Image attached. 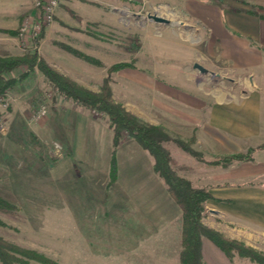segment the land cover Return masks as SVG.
Here are the masks:
<instances>
[{
    "label": "rangeland",
    "instance_id": "374dc122",
    "mask_svg": "<svg viewBox=\"0 0 264 264\" xmlns=\"http://www.w3.org/2000/svg\"><path fill=\"white\" fill-rule=\"evenodd\" d=\"M76 1L85 2L89 12L66 10L70 25L63 23L64 41L53 31L48 43L50 48H62L93 66L90 76H84L82 71L75 75L79 79L86 77L90 86L54 67L50 53V61L42 54L41 40L50 24L56 23L57 14L37 37L21 35L23 22L34 12L33 0L18 28L6 31L18 35L20 53L0 57H20L29 51L68 78L97 92L102 90L112 65L130 63L132 66L110 74L112 98L143 122L158 126L168 135L169 140L163 144L180 176L189 178L193 185L205 182L204 175L210 167L206 162L231 155L217 152L232 151L233 147L223 142L211 148L206 146V141L196 144L197 130L204 134L208 130L222 132L227 124L185 121L173 115L168 106H187L188 99L195 97L184 87L191 85L195 86L192 92L198 94V99L204 100L205 119L209 118L207 104L219 101L222 109L228 110L230 99L244 97L246 84L251 83L250 68L237 67L232 60L222 59L223 47L233 44L229 40H226L228 44L224 43L218 32L212 35L210 27L197 16L205 4H222L234 10L241 0ZM253 1L251 11L259 12L261 6L255 4L264 0ZM152 15L169 21H156ZM69 47L98 62L88 61ZM195 62L206 71L195 68ZM102 70L105 76L97 82ZM139 71L150 73L157 89L134 91L133 78ZM2 75L11 84L0 95V197L18 207V210L0 211L2 240L35 250L57 264H180L182 210L168 194L163 179L153 171L149 153L145 150L147 154L140 153L145 168L130 171L122 188L107 190L109 176L103 182L92 180L89 175L86 178L85 169L91 162L85 154L74 162V179L73 174H68V165H64V162L68 164L72 151L63 124L67 123L68 115L75 117L72 132L84 148L98 137L97 157L106 168L111 155L104 133L108 115L65 97L36 65L30 68L23 63ZM43 108L46 113L38 117ZM79 110L90 113L82 119ZM122 136V140L131 138L126 133ZM186 145L193 153L185 150ZM246 145L243 141L242 151L234 153L246 152L249 149ZM128 148L127 145L126 153ZM199 167L206 168L205 172L199 171ZM58 171L61 172L59 184ZM150 184L153 189L148 194ZM28 264L43 263L30 259Z\"/></svg>",
    "mask_w": 264,
    "mask_h": 264
},
{
    "label": "crops",
    "instance_id": "0c3cea01",
    "mask_svg": "<svg viewBox=\"0 0 264 264\" xmlns=\"http://www.w3.org/2000/svg\"><path fill=\"white\" fill-rule=\"evenodd\" d=\"M254 2L253 0H241V2H238V5L234 6V10L226 9L222 4L217 6L205 4V6L200 8L201 12L197 15L203 23L210 27L212 35L220 33L221 35H218L220 38H223L224 43L228 44L227 41L229 40L233 44V47L229 45L223 47L222 54L224 56H222V59L232 60L237 67L250 68L248 74L251 78V83L246 84L244 97L230 99L228 101V110L222 109V102L220 103L219 101L207 104L209 109L206 113L209 118L205 119L204 116L206 114L204 109L206 105L203 103L204 100L198 99V94L192 92L196 88L191 85L184 88L190 91V96L192 95L196 99H188L187 106H168L173 115H178L180 118L185 119V121L227 124V129L222 132L208 130L204 134L197 130L196 134V144H199L201 141L205 143L204 141H206V146L211 148L217 145V143L223 142L233 147L232 151L217 152L220 154H233L239 151L243 141H246L248 148L264 144V2L258 1V4L256 3L255 5L261 6L260 9H257L259 12L252 13L251 9ZM85 6V2L78 3L75 0H61L60 6L56 11L58 17L55 21L56 23L50 24L49 29L41 40L40 47L42 54L47 60L49 59L48 53L52 55L55 62L54 67L78 82L90 86V83H87L85 79L86 77L81 78V80L75 75L77 72L82 71L84 76H90V73L94 70L93 66H88L82 59L62 48H50L48 43L52 38L53 31L59 33L60 38L58 39L64 41L62 40V36L65 32L61 29H64L65 25H70L66 10H75L83 14L90 10L88 6ZM30 7H32V0H0L1 56L17 55L20 53L17 50L18 47L20 48L18 35L12 36L7 34L6 31L18 28L22 16L29 11ZM85 52L88 53L87 51ZM211 54L214 55V52ZM208 57H205L206 60ZM209 58L211 62H214L212 57ZM97 76V82L98 80L101 82L105 76L104 70ZM133 89L139 92L155 90L157 89V83L150 73L144 74L139 71L134 74ZM78 112L83 117L82 119H85L84 117L90 113L89 110H79ZM107 121L105 126L107 130L104 132L106 137L105 142L106 146L108 145L109 149H111L112 154L114 132ZM74 123H76L75 117L68 115L67 123L63 124V132L72 151V154L68 157V164L64 162V165H68L66 167L68 174L70 176L73 174L72 176L75 179L76 175L73 172L74 162L81 160L80 157L85 154L91 162L86 167L87 169H85L86 178L89 175L88 177L92 178V180L93 178L95 180L101 179L103 182L104 178H108L109 176L110 182L111 155L109 167L105 168L103 162L97 157L98 137L97 140H93L94 142H88V145L84 148L83 142L78 139L75 132H72ZM127 145L129 148L126 153ZM240 151L242 150L240 149ZM141 152L148 155V161L155 172L150 152L144 149L134 138L123 139L117 149V179L111 185L108 182L107 190L111 191L112 188L119 189L122 188L121 186L124 187L130 171L135 172L145 168L143 164L146 163L141 162ZM126 159L128 161H125ZM181 166L182 168L189 169L186 165L181 164ZM209 166L207 167L208 170H206L207 174L204 175L207 178L205 182L195 185L208 189L214 197V199L206 202V216L203 217V222L213 229L224 233L227 237L245 241L246 244L264 251V149L257 151L253 160L250 161H235L228 165ZM198 169L203 173L206 168L199 167ZM60 173L58 171L56 176L58 184ZM148 175L147 170L146 179ZM147 182L149 180L146 181L144 187ZM140 185L139 187H141ZM151 189H153L152 184H150L149 190H146V192L149 194ZM202 256L204 264H257L248 257L238 254H235L232 258L228 257L219 246L207 237H203L202 239Z\"/></svg>",
    "mask_w": 264,
    "mask_h": 264
},
{
    "label": "trees",
    "instance_id": "16d2710c",
    "mask_svg": "<svg viewBox=\"0 0 264 264\" xmlns=\"http://www.w3.org/2000/svg\"><path fill=\"white\" fill-rule=\"evenodd\" d=\"M252 13L255 12L252 11ZM68 49L80 54L88 61L98 62L92 56L82 54L70 47ZM23 63L30 68L35 65L38 66L48 79L62 91L65 97L72 99L87 109L97 110L108 115L110 127L114 132L109 185L117 179V149L122 142L123 133L134 138L144 149L150 152L154 158L155 172L164 180L169 194L182 210L180 264H204L202 256L203 237L213 241L230 258L238 254L248 257L257 264H264L263 251L246 244L242 240L227 237L222 232L203 222L206 202L214 199L213 195L208 189L193 185L189 179L180 176L175 171L172 165V157L163 144L164 141L169 140L168 135L163 130L156 125L143 122L138 115L128 110L124 104L112 98V89L109 83L110 74L121 68L132 66L130 63L118 62L112 65L108 70L109 75L104 79L102 90L97 92L68 78L47 62L40 60L37 54H32L29 51L20 57H0V95L11 84L10 80H6L3 77V72L9 71ZM184 148L193 153L187 145ZM263 149L264 144H261L256 147H250L246 152L221 156L206 163L208 165H228L235 161H250L253 160L258 150ZM10 210H18V207L0 197V211L9 212ZM30 259L43 264H57V262L35 250L6 243L0 237V264H28Z\"/></svg>",
    "mask_w": 264,
    "mask_h": 264
},
{
    "label": "built area",
    "instance_id": "2783aa9c",
    "mask_svg": "<svg viewBox=\"0 0 264 264\" xmlns=\"http://www.w3.org/2000/svg\"><path fill=\"white\" fill-rule=\"evenodd\" d=\"M33 3L34 12L25 19L20 30L21 35L31 38L37 37L42 28L53 21L61 0H33ZM45 113L46 108L40 109L38 117Z\"/></svg>",
    "mask_w": 264,
    "mask_h": 264
},
{
    "label": "water",
    "instance_id": "95a60500",
    "mask_svg": "<svg viewBox=\"0 0 264 264\" xmlns=\"http://www.w3.org/2000/svg\"><path fill=\"white\" fill-rule=\"evenodd\" d=\"M154 20L156 21H160V22H168L169 20L165 17H162V16H158V15H152L151 16ZM194 67L195 68H198L199 70H201L202 72H205L206 71V68L201 65L200 63H194Z\"/></svg>",
    "mask_w": 264,
    "mask_h": 264
}]
</instances>
